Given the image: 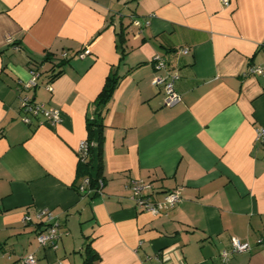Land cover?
<instances>
[{
  "label": "crops",
  "instance_id": "crops-1",
  "mask_svg": "<svg viewBox=\"0 0 264 264\" xmlns=\"http://www.w3.org/2000/svg\"><path fill=\"white\" fill-rule=\"evenodd\" d=\"M227 2L0 0V264L28 254L85 264L88 247L93 264H220L233 238L252 250L232 264H264V75L243 76L264 63V0ZM47 53L72 60L53 82L46 63L25 89ZM156 57L179 74L182 102L172 108L152 84ZM113 75L105 183L82 194L79 149ZM23 98L61 110V122L24 124ZM136 180L152 185L154 201L175 190L183 201L161 216L143 212L130 199ZM42 210L59 221L57 249L37 242Z\"/></svg>",
  "mask_w": 264,
  "mask_h": 264
},
{
  "label": "built area",
  "instance_id": "built-area-1",
  "mask_svg": "<svg viewBox=\"0 0 264 264\" xmlns=\"http://www.w3.org/2000/svg\"><path fill=\"white\" fill-rule=\"evenodd\" d=\"M224 4L227 5V0H224ZM136 26H140V22H134ZM11 42V40H10ZM187 50H182L181 53L186 54ZM88 54L84 51L78 55L79 58H84ZM64 57H68L64 55ZM157 75L152 81V84L156 88H162L164 93V105L167 108H172L182 102V96L176 91L175 84L179 80V74L176 71H172L166 60L162 57H156L153 61ZM253 75H264V63L260 65H252L243 74L244 77ZM40 74L36 71L31 72V80L25 84V89L29 90L37 86ZM48 90L52 91V87L48 86ZM22 122L26 125H31L33 119L43 118L42 124H48L52 127L59 124L62 120L61 110L57 108H47L42 104L32 103L28 98H23L21 103ZM256 141L264 147V127H260L257 130ZM88 153V143L85 141L79 149V159L85 160ZM102 183L98 189L90 187V177H86L81 185L78 187V191L82 194L100 193ZM128 189L132 192L130 197L135 206L143 211L150 213L154 216H161L173 209L175 206L183 201V197L179 190L171 191L164 194L160 201H154L152 199V185L146 184L143 181H132L128 186ZM39 218H46L47 225L43 231L38 233L37 242L43 248H58V240L60 239V224L59 221L47 210L39 212ZM25 224L32 223V219L29 216L24 218ZM262 243V241H259ZM252 250V245L248 241H242L236 238L231 240V246L228 250H223L220 253V264H232V258L239 253H245ZM23 264H37V259L34 254H28L23 258Z\"/></svg>",
  "mask_w": 264,
  "mask_h": 264
},
{
  "label": "trees",
  "instance_id": "trees-1",
  "mask_svg": "<svg viewBox=\"0 0 264 264\" xmlns=\"http://www.w3.org/2000/svg\"><path fill=\"white\" fill-rule=\"evenodd\" d=\"M122 41V37L120 36ZM78 53L77 55H79ZM72 57H62L55 58L51 56L50 53H47L46 56L40 61L36 62L35 71L40 74V69L46 63L53 64V74L50 76V82L55 81L64 73V68L70 64ZM119 78L117 75L108 77L103 90L95 101V112L91 118L88 119L87 129H88V153L85 160L79 159V175L84 177H90V187L93 189H98L100 184L105 183L102 179V169H103V139H104V120L107 112V106L117 84ZM34 103V102H32ZM98 139L96 142L95 139ZM95 152L97 153L98 159V173L97 178L93 179L91 177V166L95 159ZM78 190V189H77ZM98 194V193H96ZM98 258V255L90 248H87V259L85 264H93V262Z\"/></svg>",
  "mask_w": 264,
  "mask_h": 264
},
{
  "label": "water",
  "instance_id": "water-1",
  "mask_svg": "<svg viewBox=\"0 0 264 264\" xmlns=\"http://www.w3.org/2000/svg\"><path fill=\"white\" fill-rule=\"evenodd\" d=\"M95 141L97 142L98 139L96 138ZM97 173H98V159H97V153L95 152V159H94V162L91 166V177L93 179H96L97 178Z\"/></svg>",
  "mask_w": 264,
  "mask_h": 264
}]
</instances>
